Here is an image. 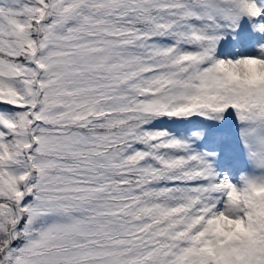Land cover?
Segmentation results:
<instances>
[{
    "label": "snow or ice",
    "instance_id": "obj_1",
    "mask_svg": "<svg viewBox=\"0 0 264 264\" xmlns=\"http://www.w3.org/2000/svg\"><path fill=\"white\" fill-rule=\"evenodd\" d=\"M0 264H264V0H0Z\"/></svg>",
    "mask_w": 264,
    "mask_h": 264
}]
</instances>
